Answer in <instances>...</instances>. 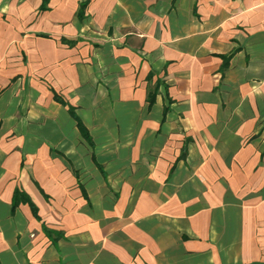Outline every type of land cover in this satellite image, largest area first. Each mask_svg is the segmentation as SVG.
<instances>
[{
  "label": "crops",
  "instance_id": "1",
  "mask_svg": "<svg viewBox=\"0 0 264 264\" xmlns=\"http://www.w3.org/2000/svg\"><path fill=\"white\" fill-rule=\"evenodd\" d=\"M0 264H264V0H0Z\"/></svg>",
  "mask_w": 264,
  "mask_h": 264
},
{
  "label": "trees",
  "instance_id": "2",
  "mask_svg": "<svg viewBox=\"0 0 264 264\" xmlns=\"http://www.w3.org/2000/svg\"><path fill=\"white\" fill-rule=\"evenodd\" d=\"M155 95H156V93L154 91H149L148 92L147 102H148L149 105H152V103L154 102ZM55 99L58 100V101H60V102H62L61 99H59V97H57V96H55ZM68 113L73 118V120L76 122V126H77V128H78L81 136L88 142L89 145H91V139H90V137L88 135V132H87L86 128L84 127V125L82 124V122L76 116L75 111H74V108L68 106ZM18 195H19V192L18 191H15L14 192V195H13L12 208L16 207L18 205V203L20 202V198H19ZM28 204L31 207V210L33 212V215L36 218H38L35 207L31 203H29V202H28ZM44 231L47 232L46 229H44Z\"/></svg>",
  "mask_w": 264,
  "mask_h": 264
}]
</instances>
